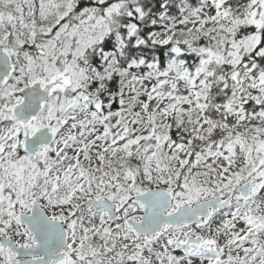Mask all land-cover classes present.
Segmentation results:
<instances>
[{
	"label": "snow or ice",
	"instance_id": "1",
	"mask_svg": "<svg viewBox=\"0 0 264 264\" xmlns=\"http://www.w3.org/2000/svg\"><path fill=\"white\" fill-rule=\"evenodd\" d=\"M0 264H264V0H0Z\"/></svg>",
	"mask_w": 264,
	"mask_h": 264
}]
</instances>
